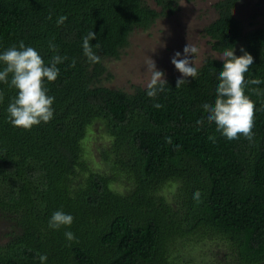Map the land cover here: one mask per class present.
<instances>
[{
  "label": "trees",
  "instance_id": "1",
  "mask_svg": "<svg viewBox=\"0 0 264 264\" xmlns=\"http://www.w3.org/2000/svg\"><path fill=\"white\" fill-rule=\"evenodd\" d=\"M179 1L0 0V50L23 41L46 64L64 57L45 80L54 97L46 123L13 126L5 108L16 90L0 83V264H40V253L45 264H179L181 253L206 243L223 247L210 264H264V28L243 30L233 16L239 0L216 2L203 34L217 54L233 46L241 55L242 46L253 57L244 74L258 81L245 85L250 140L225 138L203 116L200 102H212L225 58H205L153 97L146 87L102 84L111 78L105 61L118 60L134 31L173 15ZM90 30L95 63L81 47ZM90 132L101 140L96 168L84 149ZM56 209L72 223L49 228Z\"/></svg>",
  "mask_w": 264,
  "mask_h": 264
},
{
  "label": "clouds",
  "instance_id": "2",
  "mask_svg": "<svg viewBox=\"0 0 264 264\" xmlns=\"http://www.w3.org/2000/svg\"><path fill=\"white\" fill-rule=\"evenodd\" d=\"M65 15H59L57 24L65 21ZM96 36L92 30L81 38L82 52L85 57L95 63L100 60V56L93 51V47H99V43H90ZM49 48L55 47L49 42ZM195 47L186 43L182 51H175L170 57V62L175 69L181 73L177 77L176 86L185 82L184 77L192 76L196 72V67L189 62L188 53H194ZM241 55H236L233 46L226 49L222 55L225 59L222 66L217 71V82L215 84V96L210 102L208 99L202 100L201 106L206 109L203 116L207 120L213 121L217 131L227 139H234L237 133L252 138L253 110L254 103L245 94V85L249 82L258 83L256 80L249 81L245 73L252 64L253 57L241 46ZM64 57L53 55L49 63H45L38 50L30 45H25L23 41L17 45H12L0 50V83H7L14 88L15 95L9 97V102L5 108L6 119L13 125L30 128L41 122H48L54 113L52 103L54 97L48 94L46 81H53L59 72L57 64ZM146 69L150 72V77L146 85V95L153 97L157 92L165 89L166 80L164 73L158 69L152 58L146 63ZM10 74V76H9ZM154 107L159 108L157 102ZM196 121H200L201 116H196ZM169 138H166V140ZM194 197H198V191L193 192ZM73 217L69 212L61 209L54 210L48 218V227L58 229L62 225L68 226L72 223ZM64 236L67 240L74 239V234L70 230H65ZM40 264H45L47 255H38Z\"/></svg>",
  "mask_w": 264,
  "mask_h": 264
},
{
  "label": "rangeland",
  "instance_id": "3",
  "mask_svg": "<svg viewBox=\"0 0 264 264\" xmlns=\"http://www.w3.org/2000/svg\"><path fill=\"white\" fill-rule=\"evenodd\" d=\"M220 0H180L177 11L165 18L155 21L147 31L136 30L129 38V45L118 60L108 59L105 66L111 74L110 79L103 80V85L111 89H121L131 93L134 87L145 88L150 77L146 69L149 57L158 69L164 73V79L176 78L181 73L170 62L175 51H182L188 43L195 47L194 53H188L189 62L198 68L207 57L222 60V54L212 51L209 39L204 36L203 29L216 15L213 5ZM149 6L154 7L152 2ZM158 10V9H157ZM233 16L240 22L244 31L264 28V0H239L233 10ZM101 140L94 133H89L84 142L86 158L94 165L95 146ZM95 160V161H94ZM97 166V165H96ZM96 166H94L96 168ZM172 189L165 191L171 194ZM223 247L214 243L198 245L181 253L179 264H210L221 259Z\"/></svg>",
  "mask_w": 264,
  "mask_h": 264
}]
</instances>
